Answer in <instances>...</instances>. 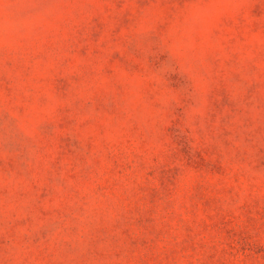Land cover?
Instances as JSON below:
<instances>
[{
  "label": "rangeland",
  "instance_id": "rangeland-1",
  "mask_svg": "<svg viewBox=\"0 0 264 264\" xmlns=\"http://www.w3.org/2000/svg\"><path fill=\"white\" fill-rule=\"evenodd\" d=\"M0 264H264V0H0Z\"/></svg>",
  "mask_w": 264,
  "mask_h": 264
}]
</instances>
